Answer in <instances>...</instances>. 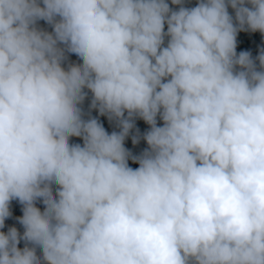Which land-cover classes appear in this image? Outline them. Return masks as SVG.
Instances as JSON below:
<instances>
[{"label":"clouds","instance_id":"1","mask_svg":"<svg viewBox=\"0 0 264 264\" xmlns=\"http://www.w3.org/2000/svg\"><path fill=\"white\" fill-rule=\"evenodd\" d=\"M171 2L0 0V264H264V0Z\"/></svg>","mask_w":264,"mask_h":264},{"label":"trees","instance_id":"2","mask_svg":"<svg viewBox=\"0 0 264 264\" xmlns=\"http://www.w3.org/2000/svg\"><path fill=\"white\" fill-rule=\"evenodd\" d=\"M38 2L42 5V0H38ZM169 4V7L173 10L180 7L178 4H172L171 0H166ZM198 0H182L183 6L185 7H193L197 4ZM247 3V0H246ZM227 10L230 15L233 16V22L236 23L234 16L235 11L234 9L228 5ZM37 27L47 30L49 32L52 31L51 25L48 24L45 20L39 19L36 21ZM166 28L167 25L165 24ZM165 45L167 41H164ZM264 49V34H262L259 30L252 31L248 30L245 26V29H238L236 34V46L235 50L236 53L239 54L241 51H247L250 53L251 57L253 58L257 68L259 69V61L256 60L257 55L259 52ZM65 63L61 65V71L67 72L72 68H79L80 63L76 60L75 57L66 56L64 57ZM239 68V66H236ZM83 91L86 93L83 101L79 105L82 109V117L84 119H88L90 117L96 118L99 123L104 127L105 131L111 133L113 131L119 132L120 127L118 121L115 117L109 118V116L105 113H100L97 108L90 107L91 100H92V93L89 89L85 88ZM127 112L125 110V116ZM134 121V126L132 129L129 130V133L125 136L123 144L124 147L132 154V155H139L142 151L148 147L146 141L143 138V134L149 129L150 125H148L142 118L138 116L132 117ZM157 125L163 123L160 120L159 115L156 118ZM137 135L139 138L137 142L134 144L132 142V136ZM70 144H80L83 145V138L82 136H70L69 137ZM128 165L132 168L138 167V163L133 161L132 159H128ZM59 187V186H56ZM52 196L55 198L56 193L55 189H52ZM39 204L34 206L36 208ZM9 209L11 215L6 217L4 220V225L0 227V231L6 232L9 227H15L17 230L18 238L23 236V231L19 226V218L22 215L21 205L18 204L15 198H12L9 202ZM25 245L22 243H18L17 252H21L24 250Z\"/></svg>","mask_w":264,"mask_h":264}]
</instances>
